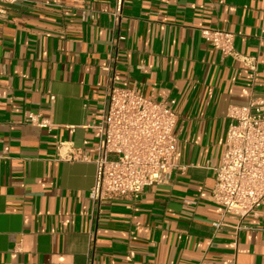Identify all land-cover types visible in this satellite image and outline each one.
Wrapping results in <instances>:
<instances>
[{
	"label": "crops",
	"instance_id": "0c3cea01",
	"mask_svg": "<svg viewBox=\"0 0 264 264\" xmlns=\"http://www.w3.org/2000/svg\"><path fill=\"white\" fill-rule=\"evenodd\" d=\"M114 6L0 5V264H264V207L238 230L210 201L229 109L264 97V0H125L121 21ZM202 29L235 35L256 71ZM112 84L173 103L179 146L170 183L97 207L94 162L58 145L91 151Z\"/></svg>",
	"mask_w": 264,
	"mask_h": 264
},
{
	"label": "built area",
	"instance_id": "2783aa9c",
	"mask_svg": "<svg viewBox=\"0 0 264 264\" xmlns=\"http://www.w3.org/2000/svg\"><path fill=\"white\" fill-rule=\"evenodd\" d=\"M17 0H0L13 5ZM125 0H115L113 17L121 21ZM203 39L225 57H231L256 71L255 59L242 57L235 50V35L220 29H202ZM232 123L210 201L223 216L236 219L237 229L264 207V97L248 107H231ZM32 125L50 128L31 114ZM178 115L173 103L156 102L127 87L109 88L103 107L88 128L97 133L91 151L74 150L71 143L58 145L63 161L90 162L96 166L95 183L90 191L94 206L103 201L136 202L148 187L170 183L176 168L179 141L175 136ZM85 146L91 143L86 141ZM95 156V158H93ZM223 224L213 226L220 228Z\"/></svg>",
	"mask_w": 264,
	"mask_h": 264
}]
</instances>
